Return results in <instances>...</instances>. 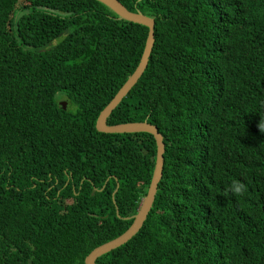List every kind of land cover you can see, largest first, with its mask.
Segmentation results:
<instances>
[{
	"label": "trees",
	"instance_id": "obj_1",
	"mask_svg": "<svg viewBox=\"0 0 264 264\" xmlns=\"http://www.w3.org/2000/svg\"><path fill=\"white\" fill-rule=\"evenodd\" d=\"M119 1L155 44L107 124L155 125L164 166L142 229L96 264H264V173L230 132L264 171V0ZM148 35L97 0H0V264H86L132 226L155 138L96 125Z\"/></svg>",
	"mask_w": 264,
	"mask_h": 264
},
{
	"label": "water",
	"instance_id": "obj_2",
	"mask_svg": "<svg viewBox=\"0 0 264 264\" xmlns=\"http://www.w3.org/2000/svg\"><path fill=\"white\" fill-rule=\"evenodd\" d=\"M110 8L114 13L118 15L121 19L126 21L144 25L149 28V35L147 38L145 51L142 56L141 62L137 67L133 75L127 80L125 85L119 90L115 98L110 102L109 105L100 113L96 125L97 131L100 133H110V134H124V133H149L155 137L157 143V158L154 175L152 178L151 185L149 187L147 195L143 198L140 208L137 214L133 217V224L128 229V231L123 234L118 239L103 245L102 247L94 250L86 258V264H96V261L101 256L110 253L111 251L118 249L125 244H127L144 226L155 202L157 195L158 185L163 176V166H164V152L165 145L163 142V136L160 134L156 126L151 125L145 120L143 123H128L120 124L115 126H109L107 121L112 115L113 111L120 105V103L127 97L131 89L137 84L140 77L143 75L146 67L148 66L149 58L151 56L154 47V19L146 16L141 12L133 13L128 10L119 0H97ZM118 186L112 193V197L118 191Z\"/></svg>",
	"mask_w": 264,
	"mask_h": 264
},
{
	"label": "clouds",
	"instance_id": "obj_3",
	"mask_svg": "<svg viewBox=\"0 0 264 264\" xmlns=\"http://www.w3.org/2000/svg\"><path fill=\"white\" fill-rule=\"evenodd\" d=\"M20 14V13H18ZM152 18V17H151ZM154 19V18H153ZM154 23H155V19H154ZM187 22L185 23H182L181 26H180V29L186 24ZM155 28V27H154ZM179 29V30H180ZM154 42H155V38H154ZM61 105H63L64 109H66V106H67V103L65 101H62L61 102ZM123 124H128V123H123ZM117 125H120V124H117ZM109 126H115V125H109ZM155 126V125H154ZM255 129L258 133H264V110L261 109V113L259 115V117L257 118L256 122H255ZM231 135L232 137L234 138L235 140V143L238 147V149H240L242 152H243V157L245 155H252L254 157V162L252 163H248V164H244L246 166V168H249V167H254L256 172H259V173H264L263 171V168L261 166H259L257 164V158L259 157V153L253 148L251 147L247 141L241 136L239 135L237 132L233 131L231 129ZM110 134V133H108ZM124 134H135V133H124ZM161 134V133H160ZM152 135V134H151ZM162 135V134H161ZM163 136V135H162ZM155 138V137H154ZM156 141V140H155ZM163 142H164V138H163ZM157 145V143H156ZM165 145V143H164ZM165 154V152H164ZM164 157V155H163ZM240 177H254L253 175L251 174H243V175H238ZM119 187V185H118ZM239 187H236L235 188V191H239ZM117 213H118V210H117Z\"/></svg>",
	"mask_w": 264,
	"mask_h": 264
},
{
	"label": "rangeland",
	"instance_id": "obj_4",
	"mask_svg": "<svg viewBox=\"0 0 264 264\" xmlns=\"http://www.w3.org/2000/svg\"><path fill=\"white\" fill-rule=\"evenodd\" d=\"M147 16V15H146Z\"/></svg>",
	"mask_w": 264,
	"mask_h": 264
}]
</instances>
